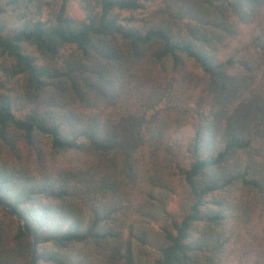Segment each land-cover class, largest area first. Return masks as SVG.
<instances>
[{
  "label": "trees",
  "instance_id": "1",
  "mask_svg": "<svg viewBox=\"0 0 264 264\" xmlns=\"http://www.w3.org/2000/svg\"><path fill=\"white\" fill-rule=\"evenodd\" d=\"M72 1L0 0V264H227L264 233V0Z\"/></svg>",
  "mask_w": 264,
  "mask_h": 264
},
{
  "label": "rangeland",
  "instance_id": "2",
  "mask_svg": "<svg viewBox=\"0 0 264 264\" xmlns=\"http://www.w3.org/2000/svg\"><path fill=\"white\" fill-rule=\"evenodd\" d=\"M70 12L74 16L82 17L84 12L80 7L79 3L74 0L70 3L69 6ZM258 26L253 24L245 28L244 35L241 37V42H247L252 39V37L257 34ZM232 49L228 50L222 54V57L225 58ZM203 80L198 89V95H205V86L207 83V76H203ZM194 135V127L192 125H186L180 129H177L172 132L171 140L174 144L180 145L182 151H184L187 145L190 143ZM183 153V152H182ZM66 158H78L81 157L80 154L69 152L64 155ZM179 195H176L173 201L169 205V209L173 212L179 209L180 203ZM258 232L255 236L249 237L245 246L240 247V249L229 259L227 264H264V233L262 232L261 226L258 225Z\"/></svg>",
  "mask_w": 264,
  "mask_h": 264
},
{
  "label": "water",
  "instance_id": "3",
  "mask_svg": "<svg viewBox=\"0 0 264 264\" xmlns=\"http://www.w3.org/2000/svg\"><path fill=\"white\" fill-rule=\"evenodd\" d=\"M27 230H29V228L27 227Z\"/></svg>",
  "mask_w": 264,
  "mask_h": 264
}]
</instances>
